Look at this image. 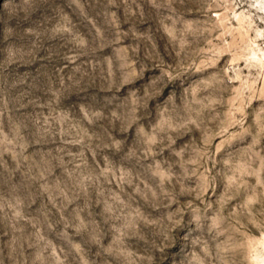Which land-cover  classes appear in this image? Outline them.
Returning <instances> with one entry per match:
<instances>
[{
  "label": "rangeland",
  "instance_id": "1",
  "mask_svg": "<svg viewBox=\"0 0 264 264\" xmlns=\"http://www.w3.org/2000/svg\"><path fill=\"white\" fill-rule=\"evenodd\" d=\"M0 264H264V0H0Z\"/></svg>",
  "mask_w": 264,
  "mask_h": 264
}]
</instances>
